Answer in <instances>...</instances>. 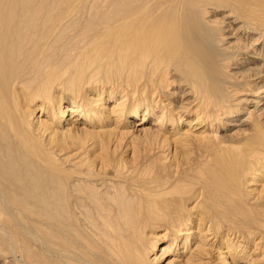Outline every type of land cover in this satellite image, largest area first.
<instances>
[{"label": "bare ground", "instance_id": "6f19581e", "mask_svg": "<svg viewBox=\"0 0 264 264\" xmlns=\"http://www.w3.org/2000/svg\"><path fill=\"white\" fill-rule=\"evenodd\" d=\"M0 264H264V0H0Z\"/></svg>", "mask_w": 264, "mask_h": 264}]
</instances>
